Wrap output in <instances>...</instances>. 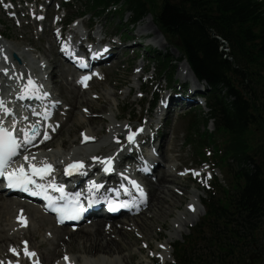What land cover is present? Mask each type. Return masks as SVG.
Listing matches in <instances>:
<instances>
[{
  "label": "trees",
  "instance_id": "obj_1",
  "mask_svg": "<svg viewBox=\"0 0 264 264\" xmlns=\"http://www.w3.org/2000/svg\"><path fill=\"white\" fill-rule=\"evenodd\" d=\"M91 1L102 15L115 5L137 21L152 14L197 79L210 87L205 123L213 121L218 135L209 139L222 141L218 158L234 189L223 191L224 203H206L199 225L205 232L194 234L217 250L211 264H232L241 252L264 247V0H163L160 6L154 0ZM216 36L229 44L232 62Z\"/></svg>",
  "mask_w": 264,
  "mask_h": 264
},
{
  "label": "rangeland",
  "instance_id": "obj_2",
  "mask_svg": "<svg viewBox=\"0 0 264 264\" xmlns=\"http://www.w3.org/2000/svg\"><path fill=\"white\" fill-rule=\"evenodd\" d=\"M66 1H70V0H55L54 5L50 9V11H52L55 14L57 10V5L63 2L65 3ZM154 2H156V4L160 6L163 3V0H154ZM63 14H64V11H61L60 13H58L59 15L58 18L61 19V17L64 16ZM81 14H88L82 20L85 22L87 21L92 22L91 26L94 27V32L100 29V25H103L104 28L103 27L102 28L104 30V34L105 33H108V34L117 33L119 34V36L122 35L120 30L124 26V23L122 24L120 22L119 13H115V15L113 14L103 19L93 20L92 18L93 13L90 10V7L85 2H83V0H73V3L71 4V6L68 8V10H66V15H68L69 17L73 15L79 16ZM129 18H130L129 15H127L125 22H127ZM21 23H22L21 26H15V24L13 25V23L8 22L7 18L4 17L2 12L0 11V30L4 32L6 31V34L9 36V39H10L8 40L10 41L9 42L10 45H12L14 48L20 51H23L25 49L30 50L32 49L31 46L33 45L35 46V48L41 50L40 54L38 52L34 54V57L40 60L43 59V56L45 55L46 57L50 56L49 54L50 52H48L47 49L50 43L49 39H52V32L50 30V25L52 23L51 18L48 20L47 25H46L47 29L45 30V33L43 34L42 39L44 40V42H41L40 40H38L40 35L38 34L39 28L37 25H34V27H32V25L31 24L29 25V23L25 20ZM146 26L149 28V31L151 32L155 31L154 33L152 32L153 33L152 35H154V37L152 40H146V41L140 42L139 37L136 35L139 34V30H141L142 28ZM156 31L158 30L156 29V26H154V23H152L151 18L150 20L148 18V19H144L143 21L139 22L138 26L133 30V32L131 34L126 35V36H131V37H138L137 42L128 44L127 46H130L131 49L127 50L125 55L120 57V60H118L119 62L117 63L115 62V64H113L109 70L104 69L103 72L106 73L104 82H97L92 85V88L90 91L86 92L85 94L81 93V96H80L81 99L79 98L80 103L74 102L73 98H75L76 96L72 98L73 93L75 95V91H74L75 87H73L74 85L70 86L67 84L68 82L67 78L69 76L68 72L70 70L66 68L64 65L60 66V68L56 70V72L58 73L57 75L60 77L59 80L62 84L61 89L59 90L58 88V90H59V95L61 99L65 102L64 110L65 111L68 109L71 110V107H72V110L70 112V115L67 121H66V117L62 116L63 111L60 113L59 118L61 119L62 122L63 121H66V122L62 126L61 132L58 135H56V137H54V140L52 141L53 142L52 145L48 147L49 149H53V150L56 149L58 151L63 152L65 150H68L71 145L76 146L79 143V140L81 137L80 134H82L81 132H83V129L81 130V128H79V126H82L81 117L83 114L85 116H91L90 118L93 120L97 119V117H99V114L100 116L105 118L106 121L103 119V121L101 120L97 122L95 125H92L93 128H98L102 130V132L99 133L100 135L98 137L103 141L106 140L107 135H108L107 134V131H108L107 127L109 126L108 124L114 123L116 121L114 117L112 116L116 115L117 117H119L118 125L124 124V123H130L134 126H137L143 117L144 118L147 117V111L149 109L148 108L149 105L147 104V102L148 103L152 102L153 100L152 96L153 94H155V91L157 90L156 89L157 84L159 83L160 85H162V87H165V85L167 84L166 82H168V79L170 78L169 73L166 75H161L157 67H154L151 65L154 59V56H156L158 53L162 55H169L168 59H170L171 61L172 60L175 61L176 59H179L180 57L179 53L174 48L169 47L170 45L167 43L165 39H163L164 37L161 38L163 40L164 45L161 46L158 43L159 35ZM146 33H149V32L146 31ZM127 46L124 45L123 47H127ZM149 46L152 48H147ZM145 49L154 51L155 53L154 56H150L146 54ZM54 52L56 51L52 52L53 67L57 66L58 64V63L56 64L55 60L53 59ZM142 57H145L147 58V60H149L148 62L145 63L149 67V71H148L149 74L145 76L143 80H141V83H143L146 79L151 77L153 74L157 77L156 82L153 83V85H147L146 90L145 89L142 90L144 92L143 96H145L147 101L146 100L141 101L139 98L140 82L136 80V76H135L136 71H139L138 69L140 68V65L144 63L142 60H140ZM182 65L184 66V64L182 63L181 64L173 63V66H177V69H176L177 73H176L174 81H176L177 83L180 80L179 83L177 84L178 87L182 85L184 86L186 83H188L187 81L188 79H185V76L188 77L189 72H187L185 76L182 75V70H183V73L185 72V69H183ZM141 69H142V65H141ZM66 76L67 78L65 80L64 78ZM189 81H192V79L189 78ZM181 82L183 84H181ZM131 89H132V92L129 94ZM71 91H72V94H71ZM106 91L109 93L112 92V94L116 93L118 106H115L116 102L114 101L115 100L114 98H111L112 101L110 105L108 103L107 106L103 101L96 100L94 98L95 96L96 97L99 96L98 98L104 97L103 94H105ZM145 93H147V95H145ZM86 98L93 100L94 109L90 110L88 106L84 103ZM160 99L161 98L159 97V100ZM157 106H159V103L157 104ZM193 110L194 109L177 110L176 115L169 118L170 120L168 121V126L165 129L166 135H168L169 140L171 141L172 144L171 145L168 144V146L166 147V151H165L166 154L164 155V157H167V159L170 161L169 164H172V161H173V164L176 165V166L174 165V167L178 168V170L174 172V175L179 177L178 182L180 183V184H175V185H172L169 183L168 187L173 190L177 189V191L184 192V196L180 197V201L178 202L179 204L172 210V213L168 215L164 220L157 221L156 219H154L155 222L153 225L156 231L155 233L153 232L152 238L149 239L148 242L144 239H141L142 237L141 233L134 234V236H131L130 240L133 242V244L130 247L133 253H135V250L137 251L140 248L144 249V247H142V243H146L147 247L148 245H150V247L153 250L150 253L149 251H145L146 254L144 255L138 253L137 251L132 261V264H140V262H142V264H149V262H146L145 257L149 256V254L150 255L155 254L154 252L158 250L157 247L161 244L163 245V243H166L167 241L165 239H169V237H171L172 232H173V228L171 226L176 220V218L179 215H182L188 202L191 201V198H192L191 193L193 194L194 192H198L197 190H199V195H200L199 202L201 203V201L203 200H206V199L208 200L207 195L204 194V191H202L199 188L197 181L195 182L193 180V182H191L189 180L187 181L181 180L180 176L177 173L178 171L179 172L182 171V173H184L183 172L184 170H182L184 169V167H187L188 169H191L192 167L196 169L200 168L199 163L202 161L204 157L201 159L197 154L199 152L205 153L207 155L208 157L207 161L209 164H211V166L212 165L216 166L214 165V162L212 159L215 154L213 152V148L206 147L203 152L199 148H196L194 143H191V141L194 142V140L198 142L200 139L199 136L203 135V133H207V130L209 131V133H215V129H213L212 124H209V127L207 129L204 128V124H203L204 118L203 117H207L209 113V109L207 105L203 103V107L201 109H197L194 111ZM84 111L87 112L88 115H86ZM195 114L198 115L197 117V120L199 122L197 124L198 130L192 128L193 121L195 120L194 118ZM82 124L87 125V123H84V121H82ZM68 129H70L69 130L70 132L68 131ZM63 141H65L64 147L61 146ZM104 144L106 145V143H103L102 145ZM99 146H100L99 148L102 147L101 145ZM106 146L111 147L112 145L108 146L107 144ZM99 148H98V151H99ZM104 152H107V151H104V150L101 151L102 154H104ZM208 153L210 155H208ZM169 164L167 162V165ZM216 177H218L217 178L219 179L218 181L221 182L223 186H225L226 189H228L226 185V178L223 177V175L219 171L216 172ZM181 185L183 187H180ZM215 186H216L215 190H217L215 194V198L216 200H218L221 197V194H220L221 191L219 187H217L218 182L215 183ZM150 205H153V204L150 203ZM199 209L202 211V214H203L201 218L197 220L195 224L193 222L188 227H184V228L181 227V229H183V232L180 235L178 234L175 235L173 239L174 240L173 248H176V250L177 248L180 247L181 244L192 241L193 238L190 236L191 233L197 228V226L203 221L205 217V214H204L205 210L203 206L201 205ZM146 213H148V211H146ZM149 214L150 213H148V215ZM127 225L128 224H126L125 227H129ZM65 231H67V229H65ZM65 231L63 233H65ZM47 233L50 234L49 232ZM123 233H125L126 236L122 235L121 237L122 242H125V243L127 242L128 244L129 240L127 238V234L125 231ZM28 241L30 242V240ZM201 243H202L201 239L200 240L196 239V244H197L196 246L198 250L201 251L199 255L201 256L202 261H205V263L207 264V262L210 261L209 256L212 253V251L209 249L207 250L205 244H201ZM36 250L38 252L42 251L41 249L40 250L36 249ZM167 251L169 252L170 250L167 249ZM170 252H172V255L174 257L178 256L177 253L173 252V249ZM254 253L255 255L253 257V260L250 261L249 260L250 251H244V254L241 256L239 255L233 264H264V249L260 247H256V250H254ZM124 254L126 253L124 252ZM71 255L74 256L76 259H78L81 254L76 252ZM191 255H193V252H191ZM84 258L91 259V257L88 255L84 256ZM168 261L169 263H166V264H174L173 257L168 258ZM156 263L159 264V261ZM186 264H189V263H186ZM190 264H197V263L196 261H193Z\"/></svg>",
  "mask_w": 264,
  "mask_h": 264
},
{
  "label": "bare ground",
  "instance_id": "obj_3",
  "mask_svg": "<svg viewBox=\"0 0 264 264\" xmlns=\"http://www.w3.org/2000/svg\"><path fill=\"white\" fill-rule=\"evenodd\" d=\"M56 25V23H54ZM84 24V23H83ZM85 25V24H84ZM53 26V25H52ZM51 26V27H52ZM101 31H103V28L96 33L98 36ZM149 32V33H146ZM153 32V31H152ZM151 31H149V28L146 26L139 30V34L136 36L143 37L145 35L153 34ZM159 35L158 43L163 46V40L161 39V35L159 31H156ZM157 45V44H156ZM6 47V45H5ZM51 48V47H50ZM108 50L110 54H115L118 49L112 45L111 42H108L106 47L103 49H98L97 54H101L105 50ZM8 50L10 51V48L8 47ZM30 53L32 54L31 50H25L22 52V55ZM2 57L9 58V54L7 53V48L4 49L2 53ZM48 61H41L42 64H48L53 63L52 56H48ZM6 59V60H7ZM28 62V65L33 68L35 64L33 61H30L29 59H26ZM33 63V64H32ZM40 66V65H39ZM42 68V65L40 66ZM59 67L55 66V70H57ZM183 69L187 72H189V76H193L192 71L189 69L187 64L184 63ZM44 72H46L45 69H43ZM51 70V73L48 75L56 76L55 81L57 82L56 89H61V82L59 80L58 73L53 70L52 67L48 68V71ZM146 70V66L142 65L141 71L144 72ZM27 72V71H26ZM62 74V73H61ZM60 74V75H61ZM194 77V76H193ZM140 78V76L137 75L136 79ZM188 77H185L187 79ZM66 80V77L64 78ZM68 85L73 86V83L67 82ZM60 86V87H59ZM75 87V95L73 93L72 98L76 96L74 99L75 103H80L79 98L81 96V93H86L80 91L81 89L77 86ZM63 88V87H62ZM143 88V85L140 84V89ZM132 92V90L129 92V94ZM77 93V94H76ZM72 94V91H71ZM128 94V95H129ZM127 95V94H126ZM104 97L98 98L94 97L96 100L103 101L106 106L110 105L111 98H114L116 105L117 104V97L116 93H109L105 92L103 94ZM184 98V97H183ZM81 99V98H80ZM165 99V98H164ZM167 101L170 100V107L172 106H180V107H187L185 106L184 100L177 99L176 96L173 94H170L166 97ZM84 103L88 106L90 110L94 109L93 100L86 98ZM72 110V107H71ZM71 110H69L66 114V121L68 120V117L70 115ZM173 111H170V114H172ZM91 116H85L84 114L81 117V125L79 128L81 130H84V135L81 137L79 143L74 146L71 145L68 150H65L63 152L58 150H53V152L49 151V154L47 157L51 160L53 159L55 163H60L63 161V159L66 158H77V160H81L83 158H86V154L88 153V150H84L81 146V142L85 137L88 138H94L96 140L95 145L89 146L90 153H94L92 155H95L98 151L99 145H102L103 143H106V145H113V143H110L109 140L101 141L98 137L102 132V130L98 128H93L92 125H95L99 121H103V117L100 116L95 120L90 118ZM116 121H118V118L116 115L112 116ZM90 118V119H89ZM82 121L84 123H87V125H83ZM116 121L109 125L107 133L111 136H115L116 134H121L123 132V127H126V124L119 126L116 125ZM65 124V123H64ZM115 124V125H114ZM149 124V123H148ZM51 127V126H50ZM52 128V127H51ZM70 129H68L69 131ZM70 132V131H69ZM171 145V141L168 138V135L166 133L161 138L160 147L163 151V155H165L166 147ZM48 145V142L46 143V146ZM105 145V144H104ZM105 145V146H106ZM61 146H65V141H63ZM113 147V146H111ZM130 156V155H129ZM37 159H41L40 157H36ZM163 162L170 161L167 159V157L162 156ZM161 162V160H160ZM157 165H160V163H157ZM161 166V165H160ZM157 168V167H156ZM158 169V168H157ZM178 170L177 167H174L173 164L167 165L166 168H164L163 172L160 175V178L157 179V186H151V199L152 202L150 207H148V213H142L139 216H136L137 218H126L125 220H121V222L111 223L107 224L104 221H98L95 223V225L92 228H82L77 231H70L67 230L64 232V229H58L56 228L52 221L48 217L39 215L41 214L40 211H38L33 205L25 204L22 202H19L13 198H8L2 194H0V264H3L1 261H5L7 259L13 258L16 255L22 256V250L28 249L29 250H35V258L36 261H41L43 264H63L64 257L66 256H72L73 253H79L81 254L78 259H76L74 256L73 260L76 264H132V261L136 255V252L144 255V249L140 248L137 251L135 250V253L132 252L131 245L133 242L130 240L131 236H134V234L141 233L142 237L141 239L146 240L147 242L149 239L152 238L153 232L155 233V227H154V219L157 221L164 220L168 215L172 213V210L179 204L180 201V195L173 189H170L168 187V184H180L178 182V176L174 175V172ZM147 181V180H146ZM181 182V181H180ZM147 183H149L147 181ZM150 184V183H149ZM180 187H183L182 185ZM191 202L188 203L185 207L182 215H179L174 223L172 224L173 232L171 237L169 239H165L167 242L163 244L165 247V250L162 253V256L167 260L169 258V252L167 249L171 247L174 243V237L176 234L180 235L183 232V229L181 227H188L193 222L199 220L201 218L202 211L199 209V202L198 199L200 198V195L197 194V192H194L191 196ZM193 205V209H189V207ZM148 215V216H146ZM28 217L29 225L26 227H23L25 225V220H27L26 217ZM146 216V217H145ZM125 221V222H124ZM33 224V225H32ZM128 224L125 227V225ZM47 229V231H46ZM126 232L127 238H128V244L127 242H122V235H125ZM49 232L50 234H48ZM126 236V235H125ZM67 238V239H66ZM23 240H30V246L23 243ZM17 249V252L11 251L12 249ZM42 250L41 252H38L36 249ZM149 249H152L150 245H148ZM159 250V247H157ZM124 252L126 254H124ZM90 256L91 260L85 259L84 256ZM144 258V257H143ZM146 262H149V264H153L154 261L149 256H146ZM144 258V259H145ZM6 264V263H4ZM142 264V262H140Z\"/></svg>",
  "mask_w": 264,
  "mask_h": 264
},
{
  "label": "snow or ice",
  "instance_id": "obj_4",
  "mask_svg": "<svg viewBox=\"0 0 264 264\" xmlns=\"http://www.w3.org/2000/svg\"><path fill=\"white\" fill-rule=\"evenodd\" d=\"M7 59V57H5ZM86 67V65H84ZM7 70H5V73ZM89 77H84L81 81L82 83L86 81ZM39 91V87L34 85V82L29 79L28 87L26 88L27 95H35ZM23 98V97H22ZM0 110L8 115H12L11 110L8 109L3 100H0ZM24 132L23 139H19L15 134L14 130L6 129L3 126V123L0 122V177L5 178L8 182L9 188H20L23 191H31L30 185L34 186L36 189H39V192H33L32 194H45V199L50 201V206L53 210L59 212L61 217H67L69 219L78 218L81 211H83V207L80 202V193H66L64 191L63 186L56 184H48L44 185L42 183L37 182V177L40 180H43L46 176H49L53 171L51 165L44 164L41 167H37L35 164L31 163V161L35 160V157H29L28 155H24V161L28 162V167L25 168L23 164L20 165L18 169H11V165L14 162V158L21 155V149L24 152H27V146L32 144L37 135H39V129L33 127L31 131L21 129ZM134 133L129 136V140L131 141L134 137ZM45 138H47L45 134ZM87 140L88 137H85ZM106 165L104 168L105 172H110L111 168V158L106 161H103ZM84 165L82 163L72 164L68 166L67 174L72 175L73 172H80L83 169ZM11 169V170H10ZM81 174H86L81 172ZM198 175V173H194ZM133 185L139 189V185L136 184L135 181L131 182ZM52 188L54 191H58L61 193V199L65 200L66 203L60 206H57L55 200L52 197L47 195V188ZM102 185L96 184L95 182H91L89 187V205L96 202L92 198L93 190L98 191ZM142 192V190H141ZM126 206V205H124ZM15 252V249H13ZM25 255L34 256L35 253H29L27 249H25ZM67 259V257H65Z\"/></svg>",
  "mask_w": 264,
  "mask_h": 264
}]
</instances>
